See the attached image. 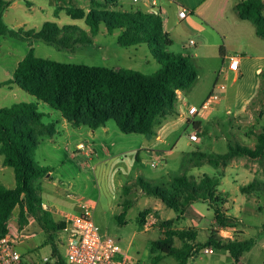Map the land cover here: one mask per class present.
<instances>
[{"label":"rangeland","instance_id":"obj_1","mask_svg":"<svg viewBox=\"0 0 264 264\" xmlns=\"http://www.w3.org/2000/svg\"><path fill=\"white\" fill-rule=\"evenodd\" d=\"M92 0H14L3 15V20L10 30L23 29L40 32L47 22L59 26L80 24L65 12L55 16L57 7H75L89 10ZM104 3L105 0H96ZM191 1V0H190ZM264 2V0H262ZM195 7L200 8L201 17L190 14L181 21L175 5H169L166 0H160L163 8L161 18L165 31L169 34L172 44L167 50L170 54L190 57L198 71V80L194 87L187 91L186 100L193 105L201 103L214 90L218 80L217 75L221 63L220 48L227 46L228 56L240 57L239 78L235 80L232 74L223 79L227 92L222 94V101L205 117L188 120L183 116V101L177 100L178 113H170L167 118L160 117L155 123L153 135L124 134L115 121H109L110 129L106 133L92 137L94 130L82 126L76 127L64 120L59 111L48 104L38 101L35 97L12 84L0 87V108L26 102L37 103L38 109L45 114V123H56L57 134L52 139L49 136L41 138L38 152L40 159L46 149L60 154V160H54L51 168L54 170V180L58 185L46 184L42 190L43 202L49 207L56 220H61L60 213L78 215L84 205L92 209V217L100 228L103 238L115 240L137 264H177L173 257H166L159 263L153 258L160 253H151V243L165 238V231L187 230L201 227L197 241L204 243L208 239L209 230H218L214 222V212L205 202L194 205L204 215L192 221L178 217L179 213L167 208L156 197L147 195L140 182H150L153 186H169L175 177H193L200 180L204 174L222 177L220 190L226 194L227 208L231 215L239 217L224 230L231 236H240L235 230H243V240H253L250 251L244 253L239 262L232 259L226 251L212 249L211 253L200 251L190 264H264V187L255 193L240 192V184L247 185L254 180L264 181V158L237 157L229 161L227 167H216L203 161L202 166L191 162L193 152L222 155L228 152V145L239 144L255 149L258 136L264 131V50H258L252 42L257 38L252 30L256 28L250 22H245L244 33L239 36L227 34L223 40L210 25L222 18L219 14L220 0H195ZM116 10H145L142 3L134 4L133 0H120ZM189 10L188 8H185ZM236 12V11H235ZM232 14V11L230 12ZM249 28V29H247ZM120 32L109 34L104 25L99 34L94 37L93 44L74 50H60L41 40L25 41L12 38L9 35L0 36V84L13 80V74L18 63L24 59L31 48L39 58L63 64L88 65L110 69H133L145 75L157 72L161 65L152 55L148 45L141 44L122 47L118 44ZM218 62V63H217ZM260 68L261 73H257ZM201 123L202 133H198L197 143H190L189 134L195 131L193 123ZM67 124V125H65ZM204 132V134H203ZM160 134L161 141L156 140ZM147 140H151L150 143ZM79 144H83L82 150ZM57 150V151H56ZM91 152L86 156L84 152ZM94 153H93V152ZM154 152L160 154V162L153 167ZM93 154V155H92ZM3 156L0 155V165ZM36 160V159H35ZM63 163V164H62ZM229 166V167H228ZM228 168V170H227ZM245 169L237 179L235 170ZM233 171V172H232ZM231 172L227 175L226 173ZM0 184L14 187V170L0 172ZM247 198L242 204V199ZM125 207H127L125 209ZM145 211L146 221L140 215ZM16 209L11 218H16ZM152 222V223H151ZM165 222H170L168 228ZM150 223L145 231L144 225ZM208 229V230H207ZM55 241L63 259L67 260L65 235L60 232L55 235ZM175 245L181 248L182 243L175 238ZM17 250L23 255L24 264H44L45 258H50L52 246L47 244V236L39 233L32 239H26L18 244Z\"/></svg>","mask_w":264,"mask_h":264},{"label":"trees","instance_id":"obj_2","mask_svg":"<svg viewBox=\"0 0 264 264\" xmlns=\"http://www.w3.org/2000/svg\"><path fill=\"white\" fill-rule=\"evenodd\" d=\"M120 0H105L104 3L91 1L92 8L85 10L75 7H57L55 16L65 12L80 24L59 26L47 22L40 32L34 30H10L3 15L14 0H0V36L25 41L41 40L60 50H74L77 46L93 44L101 26L109 34L119 31L118 44L122 47L148 45L161 68L152 75H145L133 69H110L88 65L63 64L36 56L33 48L18 63L13 80L0 87L15 84L38 101L59 111L62 117L76 127L96 130L109 121H115L124 134L153 135L155 123L160 117L172 113L179 91H189L198 80V71L190 57L173 55L167 50L172 44L165 31L161 16L146 13L140 9L121 11L114 7ZM238 18L248 21L256 28L258 37L264 40V2L244 0L236 7ZM45 114L37 103H16L0 108V155L3 166L11 167L15 174V186L7 188L0 184V238L8 235V222L18 209V224L23 230L30 219H34L47 236L52 246L51 256L58 264H65L55 235L62 232L65 224L56 221L43 207L39 181L48 176L52 169L39 165L35 160L36 151L44 136L53 137L57 124L45 123ZM200 133L201 123H193ZM237 157L264 158V131L258 136L255 149L239 144L228 145V152L215 155L193 152L190 159L196 166L203 161L219 167L226 166ZM221 179L204 174L198 181L193 177H175L169 186L157 187L142 180L143 191L156 197L169 209L179 215L189 212L191 205L205 202L213 210L216 225L220 228L234 223L235 218L227 215V201L219 192ZM263 183L252 182L242 187L243 193L255 192ZM126 209V208H125ZM140 217L143 219L144 214ZM169 222L164 223L168 228ZM165 238L151 243V253H160L153 258L159 263L166 257H173L177 264H190V260L200 251L212 248L226 251L239 262L244 253L251 250L253 240H223L217 230H212L204 243H197L198 233L194 229L165 231ZM175 238L182 243L175 245Z\"/></svg>","mask_w":264,"mask_h":264},{"label":"built area","instance_id":"obj_3","mask_svg":"<svg viewBox=\"0 0 264 264\" xmlns=\"http://www.w3.org/2000/svg\"><path fill=\"white\" fill-rule=\"evenodd\" d=\"M160 0H133L134 4L142 3L146 8V13H152L157 16L162 15ZM190 12L183 7H179L178 17L185 20L189 17ZM240 57H226L222 62V68L219 72L218 80L214 90L208 95L200 106H190L188 115L191 120L198 117H205L208 112L214 109L221 101L222 94L227 92L224 81L228 78L229 73H239ZM180 92V91H179ZM178 92V93H179ZM197 123V122H195ZM191 143L199 142L198 132L195 130L189 134ZM80 148L83 150L84 146ZM155 160L153 167H157L160 162V154L154 152ZM92 207L84 205L78 215H68L60 213L61 222L65 224L62 231L65 235V243L67 249V260L65 264H137L131 259L126 251L111 238H103L100 228L95 224L92 217ZM150 223H146L148 228ZM206 253H211V249H206ZM0 264H24L23 257L16 247V242L8 235L0 238ZM44 264H58V259L48 257L44 259Z\"/></svg>","mask_w":264,"mask_h":264},{"label":"crops","instance_id":"obj_4","mask_svg":"<svg viewBox=\"0 0 264 264\" xmlns=\"http://www.w3.org/2000/svg\"><path fill=\"white\" fill-rule=\"evenodd\" d=\"M167 1V3L169 4V5H175L176 7H177V11L179 10V7H183V8H188L189 10V12H190V14H193V13H195V15L196 16H198V17H201L202 16V13H201V11H200V8H196L195 6V0H166ZM242 1H244V0H220V4H219V6H220V9H219V14H220V16L222 17V18H220V19H218V21H216V23H212L213 25H210L213 29H215L216 31H217V33H218V35L225 41V40H227V38H228V36H227V34H235V35H239V36H241L243 33H244V30H245V22H247V21H241L239 18H238V15H237V11H236V7H237V5L240 3V2H242ZM161 7V6H160ZM161 10H162V12H163V8L161 7ZM232 11V14H230V12ZM236 11V12H235ZM178 14V13H177ZM179 18V17H178ZM186 20V19H185ZM181 21H184V20H181ZM247 29H249V28H247ZM252 33H255L256 34V31H255V29L254 30H252ZM257 35V34H256ZM252 42H253V44L255 45V46H257V49L258 50H264V44L263 43H261V42H259V40L257 39V38H253V40H252ZM224 45L225 46H221V48H220V57H218V58H216V60L217 59H219V58H221V63L219 64L218 62V65L220 66V68H219V71H218V73H217V75L219 74V72H220V70H221V68H222V62H223V60L226 58V57H228V49H227V46H226V44L224 43ZM257 59H259V60H264V57H258ZM239 72H240V69H239ZM257 73H261L262 74V71H261V69L260 68H258L257 69ZM229 74H232L233 76H234V78H235V80L236 79H238L239 78V73H229ZM10 88H13V86H12V84H10V85H8ZM188 93H187V91H180L179 93H178V98H177V100H181V101H183V106H184V110H183V113H181V115H183V116H188V120L190 121V116L188 115V109H189V107L190 106H196V105H193L192 103H190V102H188L187 100H186V98H187V95ZM204 102V101H203ZM202 102V103H203ZM201 103V104H202ZM173 112H176V113H178V110H177V106H176V104H175V109H174V111ZM172 112V113H173ZM168 116V115H167ZM167 116H165V117H162V119H164V118H167ZM65 120V119H64ZM158 121V120H157ZM66 123H69V122H66ZM65 125H67V124H65ZM110 124H109V122L106 124V125H104V126H102V127H100V128H98V129H96V130H94L93 132H90L91 133V135H92V137H96V135L98 134V135H100V134H102V133H106V132H108L109 131V129H110V126H109ZM202 128V127H201ZM200 132L202 133V131L200 130ZM100 133V134H99ZM57 134V133H56ZM55 134V135H56ZM107 134V133H106ZM203 134H204V132H203ZM54 135V136H55ZM54 136L53 137H51L52 139L54 138ZM200 138V137H199ZM201 139V138H200ZM156 140L157 141H161L162 140V137H161V135L160 134H158L157 136H156ZM190 141V140H189ZM201 140H199V142H200ZM147 142L148 143H150L151 142V140H147ZM198 142V143H199ZM191 143V142H190ZM197 143V144H198ZM81 145H83V144H79V146H81ZM40 146V145H39ZM39 148V147H38ZM57 151V150H56ZM93 152V151H92ZM197 152H200V151H197ZM94 153V152H93ZM84 154L86 155V156H89L90 154H91V152H87V151H85L84 152ZM58 155H60V154H58V153H56L54 150L52 151V150H50V149H46L45 151H44V153H43V155H42V157L39 159L38 158V152H36V154H35V159H36V162L39 164V165H41V166H44V167H50L51 168V166H53L52 165V162L54 161V160H57V161H61L60 159V156H58ZM93 155V154H92ZM2 156V155H1ZM3 160H4V158L2 159V165H0V172L2 173V176H3V173H5L7 170H8V167H4L3 166ZM63 164V163H62ZM220 167V166H219ZM225 167H227V165L225 166ZM229 167V166H228ZM52 169V168H51ZM227 170H228V168H227ZM246 170L243 168V169H237V170H235L234 172H236L237 173V179L236 180H234L235 182H237V184H240L237 180H238V178H240L241 177V175H242V173H244ZM233 172V171H232ZM227 175H229V174H231V172H228V173H226ZM53 175H54V170L52 169V172L48 175V176H46V177H44L43 179H41L40 181H39V185H40V187H41V197H42V190L44 189V187L46 186V184H51V183H53V185L54 186H57L58 185V180H54V177H53ZM207 175H209V174H207ZM225 175V174H224ZM223 174H221V175H217V174H214V175H210V176H217V177H219L221 180H222V177L224 176ZM255 181V180H254ZM253 181V182H254ZM0 182H1V179H0ZM256 182H260V183H263L264 184V181H260V180H256ZM252 183V182H251ZM251 183H249V184H251ZM249 184H247V185H249ZM2 185V184H1ZM221 185V184H220ZM247 185H244V184H240V186H239V190H240V192H241V188L242 187H245V186H247ZM3 186H5V185H3ZM14 186H15V174H14ZM6 187V186H5ZM7 188H10L9 186L7 187ZM219 192H221V194H223L224 195V198L226 199V201H227V198H226V194L223 192V191H221L220 190V186H219ZM256 192V191H255ZM255 192H252V193H255ZM245 194V193H244ZM43 200V199H42ZM245 201H247V198H244V199H242V204L245 202ZM201 202V201H200ZM197 203V202H196ZM195 204V203H194ZM191 205V207H190V210H189V212H185L183 215H181L182 216V218H185V219H191L192 221H195L196 222V220H198V219H200V221L199 222H202V220L204 219V215L202 214L203 212H201L199 209H197L196 208V206L195 205ZM227 204H228V202H227ZM227 204H226V210H227V215L229 216V217H232V218H235V221L237 220V219H239V217H237L236 215H231L230 213H229V209L227 208ZM164 205V204H163ZM43 207H44V209L46 210V211H49L50 212V209H49V207L43 202ZM125 208H127V207H125ZM18 210V209H17ZM18 213H19V210H18ZM143 214H144V218H145V220L146 221H149L150 222V220L152 219V218H150V217H145V211L143 212ZM12 216V215H11ZM53 216V215H52ZM180 215H178V217H181ZM54 218V217H53ZM17 219H18V215L16 216V218L14 217V218H10V220H9V222H8V228H9V237L11 238V239H13L15 242H16V246L18 245V244H21V243H23L24 242V240H26V239H32L33 237H35L36 235H39V233H44L43 232V230L41 229V227L37 224V222L34 220V219H30V221H29V224L23 229V230H21L20 229V226H19V224H18V221H17ZM55 219V218H54ZM56 220V219H55ZM240 220V219H239ZM56 221H59V220H56ZM214 222H215V216H214ZM152 223V222H151ZM216 223V222H215ZM146 226V224L144 225V227ZM217 226V225H216ZM226 227H224V228H220L219 226H217V231L219 232V237L220 238H222L223 240H235L236 238L237 239H239V240H243V235L245 234L244 233V231L243 230H238V231H236L235 230V233L236 232H239V234H240V236L238 237V236H231V235H229V231H227V230H224ZM190 229H194V228H190ZM149 229H146L145 228V231H148ZM188 230V229H187ZM197 233L200 231V230H204V229H201V227H196V229H194ZM208 230V229H207ZM211 231L212 230H209V231H207L208 233H209V235H208V238H209V236H210V233H211ZM198 235H199V233H198ZM198 239V238H197ZM207 241V240H206ZM197 243H199L198 241H197ZM47 244H49L48 243V241H47ZM57 244V243H56ZM49 245H51V244H49ZM58 246V245H57ZM208 249H210V248H208ZM206 250V249H205ZM21 254V253H20ZM22 255V254H21ZM22 257H23V255H22ZM233 259V258H232ZM234 260V259H233ZM235 261V260H234Z\"/></svg>","mask_w":264,"mask_h":264}]
</instances>
